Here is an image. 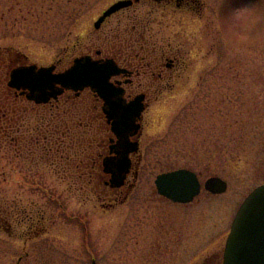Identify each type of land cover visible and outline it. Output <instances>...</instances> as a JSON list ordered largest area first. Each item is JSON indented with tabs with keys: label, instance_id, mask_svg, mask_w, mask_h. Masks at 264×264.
Listing matches in <instances>:
<instances>
[{
	"label": "rangeland",
	"instance_id": "374dc122",
	"mask_svg": "<svg viewBox=\"0 0 264 264\" xmlns=\"http://www.w3.org/2000/svg\"><path fill=\"white\" fill-rule=\"evenodd\" d=\"M115 1L0 0V51L13 48L49 63L65 46L88 41ZM200 2L199 11L129 9L148 14L150 37L186 65L172 89L152 93L143 170L128 202L108 207L102 189L73 176L87 168L77 137H64L63 154L44 156L38 133L16 145V132L0 128V203L11 215V224L0 222V264L222 261L240 203L264 182V0ZM27 116L20 124L36 126L38 115ZM190 164L202 183L194 201L160 196L157 175ZM211 175L227 180L224 193L204 189Z\"/></svg>",
	"mask_w": 264,
	"mask_h": 264
},
{
	"label": "flooded vegetation",
	"instance_id": "af4514ba",
	"mask_svg": "<svg viewBox=\"0 0 264 264\" xmlns=\"http://www.w3.org/2000/svg\"><path fill=\"white\" fill-rule=\"evenodd\" d=\"M141 2L107 17L99 27L94 26L90 31L88 41H79L73 47L65 46L62 55L49 63L29 61L24 53L13 48L0 51V128L6 134L13 130L16 132V145L21 140L34 138V134L38 133L39 140L44 137L45 155L53 151L63 154L64 149L60 150L59 146L65 144L64 137H77L84 149L81 163H85V167L91 171L88 182L94 188L102 189L98 195L111 208L118 203L128 202L138 185L146 155L147 118L154 101L152 93L172 89V83L179 76L177 72L186 65L179 52H173L171 48L166 52L150 37L148 14H131L129 9L143 6L146 11L164 7L199 11L202 7L200 0ZM87 62L108 66L106 87L111 91L108 98L112 99L114 109H109L97 83L75 87L57 84V90H49V98L43 102L30 89L18 88L13 83V73L21 67L32 64L37 65V70L50 67L52 74L58 75L71 70L77 63ZM138 99L142 107L140 114L135 118L132 115L127 119L123 117L126 127L117 126L115 114L120 107L132 106ZM30 113L38 115L39 122L35 123L36 126L26 122L21 125L22 117H28ZM13 122L17 127L10 126ZM124 140L130 143L128 154L131 168L125 184L118 188L111 185L112 174L105 171V159L128 149L122 147ZM166 225L170 229L173 227L171 222ZM137 238L136 242L143 244L141 234ZM212 260L214 264L222 263Z\"/></svg>",
	"mask_w": 264,
	"mask_h": 264
},
{
	"label": "water",
	"instance_id": "95a60500",
	"mask_svg": "<svg viewBox=\"0 0 264 264\" xmlns=\"http://www.w3.org/2000/svg\"><path fill=\"white\" fill-rule=\"evenodd\" d=\"M138 1L140 0L115 2L100 16L95 26L99 27L108 16ZM107 67L104 64L77 63L71 70L56 75L52 74L50 67H41L37 70V65L33 64L16 69L13 73V83L18 88L30 89L33 95L41 97L42 102L49 98V90L54 92L57 90V84L75 87L97 83L100 84L99 92L104 94L106 103L110 106L109 109H114L112 99L108 98L111 91L106 87V79L109 77ZM84 69H99L101 74L99 76L85 74ZM141 110L139 99L132 106L120 107V112L117 111L115 114L116 125L121 128L126 127L123 125L122 118L127 119L129 115L138 116ZM123 144L122 147L128 149L115 157L105 159V171L112 174L113 187H121L125 183L131 168L128 154L130 143L124 140ZM155 183L161 195L175 202H191L201 192V183L197 174L186 168L161 173L157 176ZM227 187V181L219 176L209 177L205 181V189L215 194L224 193ZM223 264H264V183L256 187L241 205L226 242Z\"/></svg>",
	"mask_w": 264,
	"mask_h": 264
},
{
	"label": "trees",
	"instance_id": "16d2710c",
	"mask_svg": "<svg viewBox=\"0 0 264 264\" xmlns=\"http://www.w3.org/2000/svg\"><path fill=\"white\" fill-rule=\"evenodd\" d=\"M64 142V141H63ZM34 146V145H33ZM36 148V147H35ZM59 148H60V150H62V146L60 145L59 146ZM45 153H46V151H45V148H43V151H42V154H44V156H45ZM59 153H61V152H59ZM58 153V154H59ZM83 157H81L80 159H82ZM209 163V162H208ZM71 165H73V164H71ZM74 166V165H73ZM81 168H82V166H80ZM188 167H190V168H192V169H195V166H192V164H190V165H188ZM209 169V168H208ZM85 171V173L81 170V169H79L78 168V170L76 171V173L73 175V176H75V177H82V176H85V177H87V180H89V174H90V172L91 171H89L87 168H86V170H84ZM79 172V173H78ZM88 184H89V182H88ZM23 213V220H27L26 218H31V216H28L27 217V215H29L28 213H26L25 214V212H22ZM9 219H11V215L8 213V211L5 209V207L0 203V222H7V224H11V222H10V220ZM9 222V223H8Z\"/></svg>",
	"mask_w": 264,
	"mask_h": 264
},
{
	"label": "snow or ice",
	"instance_id": "6c2138e0",
	"mask_svg": "<svg viewBox=\"0 0 264 264\" xmlns=\"http://www.w3.org/2000/svg\"><path fill=\"white\" fill-rule=\"evenodd\" d=\"M83 72L85 74H95L97 76H99L101 74V70H99V69H84Z\"/></svg>",
	"mask_w": 264,
	"mask_h": 264
}]
</instances>
